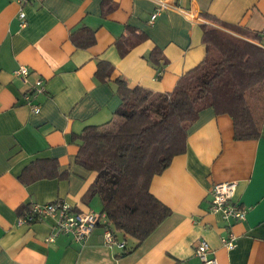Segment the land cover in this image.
I'll return each mask as SVG.
<instances>
[{
    "label": "crops",
    "instance_id": "0c3cea01",
    "mask_svg": "<svg viewBox=\"0 0 264 264\" xmlns=\"http://www.w3.org/2000/svg\"><path fill=\"white\" fill-rule=\"evenodd\" d=\"M207 25L260 47L248 36L264 29V0H0V264H203L200 241L219 264H264V82L245 94L258 139L237 140L227 113L200 112L185 152L149 186L170 215L138 246L117 231L106 244L101 225L77 243L48 242L51 220L16 224L22 208L56 200L101 210L100 197H88L96 173L76 162L78 135L111 119L117 79L171 92L204 60ZM19 65L27 77L14 75ZM37 79L44 90L32 95ZM226 182L238 184L235 201L248 209L231 228L232 251L221 243L227 224L209 211L212 188Z\"/></svg>",
    "mask_w": 264,
    "mask_h": 264
},
{
    "label": "trees",
    "instance_id": "16d2710c",
    "mask_svg": "<svg viewBox=\"0 0 264 264\" xmlns=\"http://www.w3.org/2000/svg\"><path fill=\"white\" fill-rule=\"evenodd\" d=\"M248 37L261 38L254 33ZM204 42V60L171 92L128 88L117 79L121 103L111 119L78 135L76 162L96 173L88 197H100L111 232L134 238L136 246L170 215L149 186L185 152L187 132L202 110L214 107L231 115L237 140L261 136L245 94L264 82V49L208 25ZM30 210L22 208L19 216Z\"/></svg>",
    "mask_w": 264,
    "mask_h": 264
},
{
    "label": "built area",
    "instance_id": "2783aa9c",
    "mask_svg": "<svg viewBox=\"0 0 264 264\" xmlns=\"http://www.w3.org/2000/svg\"><path fill=\"white\" fill-rule=\"evenodd\" d=\"M31 0H17L19 5H23ZM160 9L152 15V20L158 15ZM20 27L26 25L25 14L23 11L19 13ZM261 41L260 47L264 49V29L260 33ZM14 75L20 78L29 75L28 67L19 65L14 71ZM44 90V81L37 79L32 90V95L40 93ZM30 93V94H31ZM30 95H26L25 99L28 101ZM33 111L38 112L39 107L33 106ZM238 184L236 182H226L216 184L211 190V200L209 211L212 214L220 215L223 221L227 224L228 234L221 238V243L224 248L232 251L237 246L238 238L231 231L235 223H242L247 218L248 209L242 207L235 201ZM51 220L53 222L51 234L48 242H52L57 236L69 235L75 242L83 243L92 230L97 225H102L106 229L104 231V241L108 245L116 244L115 238L109 230L108 219L103 212L95 213L89 211L87 213L74 212L73 208L67 203L56 200L55 202L45 205H31V210L24 216L17 219L18 226L29 225L38 221ZM196 256L203 262V264H219L215 257V251L206 241H200L195 246Z\"/></svg>",
    "mask_w": 264,
    "mask_h": 264
},
{
    "label": "rangeland",
    "instance_id": "374dc122",
    "mask_svg": "<svg viewBox=\"0 0 264 264\" xmlns=\"http://www.w3.org/2000/svg\"><path fill=\"white\" fill-rule=\"evenodd\" d=\"M98 209H99V208H97L96 210H92V211L95 212V213L102 212V211H103V206H102V208H101L100 211H98ZM101 226H102V225H101ZM103 228L106 229L104 226H103ZM109 230H110V228H109ZM104 231H105V230H104ZM110 231H111V230H110ZM119 242H120V241H119ZM119 242H118V243H119Z\"/></svg>",
    "mask_w": 264,
    "mask_h": 264
}]
</instances>
